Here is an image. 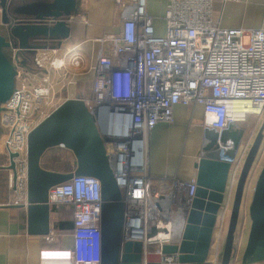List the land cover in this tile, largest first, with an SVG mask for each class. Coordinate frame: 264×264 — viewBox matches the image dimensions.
I'll return each instance as SVG.
<instances>
[{"label": "built area", "instance_id": "2783aa9c", "mask_svg": "<svg viewBox=\"0 0 264 264\" xmlns=\"http://www.w3.org/2000/svg\"><path fill=\"white\" fill-rule=\"evenodd\" d=\"M238 1L167 0L163 33L158 35L146 0H114L117 32L90 41L97 45L93 64L87 65L75 49L67 50L65 56L57 55L59 50L37 52L32 69L42 77L38 81L32 72L20 69L15 91L0 112V167H9L10 156L16 155L14 173L8 171L14 194L25 200L28 135L64 101L54 92L56 83L62 89L73 88L78 79L93 72L90 95L82 99L99 128L121 192L122 244L142 242L144 255L149 251L160 255L164 245L179 243L183 210L191 206L195 179H171L154 191L148 175V142L158 124H173L178 105L202 107V128L216 132L239 128L250 115L263 117L264 27L227 29L221 26L220 17L214 19L215 2ZM52 73L57 75L55 82ZM242 143L234 160L222 158L232 167L215 231L217 246L252 140ZM160 196L164 199L159 200ZM48 203L72 210V248L49 253L61 264H100L99 181L73 177L49 190ZM160 208H169L171 233L149 241L148 215L159 224ZM49 235L47 241H51ZM165 262L173 259L165 258Z\"/></svg>", "mask_w": 264, "mask_h": 264}, {"label": "water", "instance_id": "95a60500", "mask_svg": "<svg viewBox=\"0 0 264 264\" xmlns=\"http://www.w3.org/2000/svg\"><path fill=\"white\" fill-rule=\"evenodd\" d=\"M87 0H0L1 25L8 30V39L0 35V112L16 86L20 69L33 71L37 52L60 50L70 44L75 22L86 17ZM11 49L9 57L5 50ZM23 57L24 60H19ZM64 91V89H63ZM245 130L229 127L222 132L203 131L196 170V189L189 209L183 210V229L179 243L164 245L161 254H143L142 242L122 244L124 205L116 185L103 140L95 119L78 94L65 99L27 138V189L24 203L27 234L47 237L50 234L49 190L73 177L97 179L101 187L100 264H206L217 228L218 216L227 189L228 174L244 139ZM264 141L261 125L244 158L233 192V200L221 247L220 264H231L237 255L236 236L245 201L247 184L255 168ZM64 148L76 161L71 173H55L41 167L47 150ZM16 155L10 156V166L0 171L14 173ZM164 199L163 196L159 200ZM158 206L159 203H157ZM8 207L5 204L0 208ZM161 209V208H160ZM155 224L149 212L147 240L165 238L171 231L167 226L169 208ZM249 228L240 264L264 263V161L261 163L247 207ZM150 250V249H149ZM172 258V263L165 262Z\"/></svg>", "mask_w": 264, "mask_h": 264}, {"label": "crops", "instance_id": "0c3cea01", "mask_svg": "<svg viewBox=\"0 0 264 264\" xmlns=\"http://www.w3.org/2000/svg\"><path fill=\"white\" fill-rule=\"evenodd\" d=\"M166 6L167 0H146L147 13L153 18V25L158 35L163 33L164 24L162 17ZM219 17L221 26L227 29L264 27V0H239L235 3H226L225 5L215 2L214 19L218 20ZM117 22L114 0H87L86 17L75 22L71 47L66 46L60 49L59 55L65 56L67 50L75 49L78 54L85 57L87 65L93 64L96 58L97 45L90 41L98 39L105 34L117 32ZM89 50L91 55H88ZM93 75V72H88L81 78L85 81L82 83L81 89H78L77 85L73 88L64 89V91L62 89L64 100L75 98L78 94L88 97L91 84L87 88L85 85L89 79L93 78ZM203 118L202 107L178 105L174 109L173 124H158L154 128L149 138L147 153L148 175L154 191L164 184L165 181L171 179L181 181L195 179L196 170L194 165L198 160L199 152L203 145L204 129L201 126ZM262 124H264V115L261 118L248 116L245 122L239 126L240 129H244L245 133H247V135L245 134L247 137L244 136L245 139L242 142L244 143L248 139L252 140L255 132H258ZM189 128L194 130L191 134H186ZM237 155H240V149ZM258 161L260 170L261 163L264 161V141L257 158ZM70 165L75 170V159ZM254 170L247 184L245 199L248 196L247 194H252L257 178L256 175L254 177ZM23 203L24 199L14 195L12 199L5 203L8 207L0 208V264H61L60 260L49 252L67 251L72 248L71 208L64 205H50L51 235L49 236H51V241H47L45 237L27 234L26 209L19 207ZM248 228L249 224L240 225V231L242 230V232L238 237L237 251L240 256L246 243ZM217 237L218 235L215 233L206 264H220L219 257L224 235L223 240L219 237L218 246L216 244ZM235 264H240V262L236 261Z\"/></svg>", "mask_w": 264, "mask_h": 264}, {"label": "rangeland", "instance_id": "374dc122", "mask_svg": "<svg viewBox=\"0 0 264 264\" xmlns=\"http://www.w3.org/2000/svg\"><path fill=\"white\" fill-rule=\"evenodd\" d=\"M0 23H1V18H0ZM160 24H162L161 22H159ZM163 27V26H162ZM5 27L4 26H2V25H0V32H4L5 31ZM67 46H70L71 47V42H70V44L69 45H67ZM69 47V48H70ZM65 48V47H64ZM85 55H86V53H84ZM57 55H59V51H58V53H57ZM88 55H91V51L89 50L88 51ZM59 56H62V55H59ZM32 72V74H33V77H35L34 79H36V80H38L39 81V79L42 77V75L41 74H39V72L38 71H31ZM51 76H52V79H54V82H55V80H56V78H57V75L56 74H51ZM85 80H87V79H85ZM85 81H83V79H78L77 80V88L78 89H81V86H82V83H84ZM89 82V83H88ZM91 82V80L89 79L87 82H86V88L88 87V85L89 84H91L90 83ZM54 92L56 93V96L58 97V99H64L63 98V92H62V88H61V84L60 83H56V85H55V88H54ZM193 130L194 129H188L187 131H186V134L187 133H192L193 132ZM257 134V131L255 132V134H254V137L252 138V141H253V139L255 138V135ZM246 135H247V133H246ZM245 135V137H247ZM249 138V137H248ZM245 139V138H244ZM243 139V140H244ZM249 140V139H248ZM59 150H66V149H64V148H59ZM64 155H62L61 157H63ZM259 160V159H258ZM258 163H259V161L257 162V164H256V169L254 170V177H255V175L257 176V174H258V170H259V165H258ZM261 167V166H260ZM251 177H252V175H251ZM9 179H10V173L8 172V171H1L0 172V185L4 188V190H3V197H8L7 199H12V196H14V195H16V194H14V188H12V189H10L9 188ZM169 181L170 180H168V181H165L166 183H169ZM8 193H13L11 196H9L8 195ZM248 196H246V199H245V201H244V203H243V207H242V211H241V215H240V221H239V225H238V230H237V236H236V250L238 251V242H239V239H238V237L240 236V234H241V232H242V230L240 231V225H242V224H245V225H248L249 223H250V221H249V218H248V216H247V207H248V204H249V201H250V198H251V195L250 194H247ZM16 197V196H15ZM8 202V201H7ZM225 234V233H224ZM222 240H223V237H222ZM238 254V256L237 257H235L234 258V261L231 263V264H235L236 263V261H239V258H240V255H239V252L237 253Z\"/></svg>", "mask_w": 264, "mask_h": 264}, {"label": "trees", "instance_id": "16d2710c", "mask_svg": "<svg viewBox=\"0 0 264 264\" xmlns=\"http://www.w3.org/2000/svg\"><path fill=\"white\" fill-rule=\"evenodd\" d=\"M7 30V28H6ZM7 32V33H6ZM1 36H4L6 40L8 38V30L4 31V33L0 32ZM7 55L11 57L12 53L9 49L5 50ZM64 155L63 157H61ZM74 157L72 153L68 150H59V148H53L46 151L41 159V167L44 170L55 172V173H71L74 171V167H71V162ZM1 172V171H0ZM4 188L0 185V204H5L9 199L8 197H3ZM13 193H8L11 196Z\"/></svg>", "mask_w": 264, "mask_h": 264}, {"label": "flooded vegetation", "instance_id": "af4514ba", "mask_svg": "<svg viewBox=\"0 0 264 264\" xmlns=\"http://www.w3.org/2000/svg\"><path fill=\"white\" fill-rule=\"evenodd\" d=\"M0 18H1V14H0ZM1 25V24H0ZM3 26V25H2ZM5 27V26H4ZM6 28V27H5ZM5 31H7L6 29H5ZM4 33V32H3ZM7 33V32H6ZM10 50V52L12 53V55L11 56H13V51L11 50V49H9ZM19 60L21 61V60H24L23 59V57H19Z\"/></svg>", "mask_w": 264, "mask_h": 264}]
</instances>
